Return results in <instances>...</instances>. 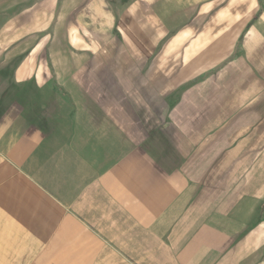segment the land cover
<instances>
[{"label": "crops", "instance_id": "obj_1", "mask_svg": "<svg viewBox=\"0 0 264 264\" xmlns=\"http://www.w3.org/2000/svg\"><path fill=\"white\" fill-rule=\"evenodd\" d=\"M68 112L113 247L141 226L184 264H264V0H0V176Z\"/></svg>", "mask_w": 264, "mask_h": 264}, {"label": "rangeland", "instance_id": "obj_2", "mask_svg": "<svg viewBox=\"0 0 264 264\" xmlns=\"http://www.w3.org/2000/svg\"><path fill=\"white\" fill-rule=\"evenodd\" d=\"M52 101V110L60 111L59 105L56 109L57 104ZM52 116L60 117V113ZM67 119L68 122L61 123L63 126L59 128L57 124L52 129L50 140L37 143L31 160L4 162L0 176V264H184L178 260L176 250L158 248L156 241L147 240L145 232L136 233L135 229L141 226L130 227L132 237L128 234L127 240L120 234L122 245L130 248L127 252L113 247V242L109 243L95 230L91 215L97 214L99 204L92 203L91 194L83 202L78 198L86 186L91 188L86 173H91L92 161L84 160L86 147L76 142L75 131L71 129L74 128L73 114L68 112ZM8 143L4 145L5 154L11 150ZM136 148H132L133 152ZM245 164L250 165L249 169L256 166L264 170V162ZM136 180L134 174L133 200L140 196ZM135 202L129 205V210L132 220L138 222L140 208ZM263 202L264 195L259 204L261 222L264 221ZM86 211L90 218H85ZM100 211L102 216L112 213L106 208ZM113 220L103 218L105 222ZM114 227L105 225L108 229Z\"/></svg>", "mask_w": 264, "mask_h": 264}]
</instances>
